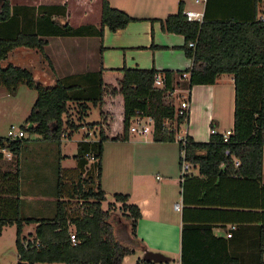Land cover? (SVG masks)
<instances>
[{
    "label": "trees",
    "instance_id": "obj_1",
    "mask_svg": "<svg viewBox=\"0 0 264 264\" xmlns=\"http://www.w3.org/2000/svg\"><path fill=\"white\" fill-rule=\"evenodd\" d=\"M260 2L252 0L253 13L248 18L228 9L224 14L210 16L205 7L202 23L188 21L182 8L160 19L163 31L184 36L182 49L192 61L190 69L184 70L189 73L188 90L193 85L214 84L223 73L231 74L234 82L233 126L227 141L223 140L222 133L215 132L210 133L206 142L184 135V144L182 139L177 143L179 167L184 151V160L197 166L202 175L201 184L207 192L206 197L199 200L205 206H217L208 209L233 214L234 220L228 221H232L235 229L230 237L223 238L213 234V224L185 223L181 232L180 264H264V16L257 18ZM68 5V2L35 5V0L29 4L1 1L0 87L11 93L24 83L36 90V98L19 126L26 136L0 137V149L19 155L31 140L30 135L38 136V141L59 145L62 138L78 128L69 115L68 102L77 103L83 115L89 109L87 102L100 105L99 139L86 141L83 138L77 143L73 156L78 161L77 168L56 169L57 199L55 211L49 218L21 216L18 182L15 188L16 181L5 179L12 185V188L7 187L8 193L14 196L5 201L6 204L11 202L15 212H3L6 204L0 201V233L4 226L15 225L16 264H121L126 255L135 249L145 251L146 246L136 234L141 216L139 207L127 202V194L114 193L113 202H108L106 209L102 207L106 201L105 191L99 184L103 143L126 141L130 120L137 111L153 118V141L175 142L180 126L188 122V115L185 118L177 115L173 105L164 103L165 92L174 87L169 71L123 66L64 76L57 78L53 85H42L27 68L12 64L2 66L1 61L17 47L36 49L43 54L46 40L41 37H102L105 27L116 31L134 20L123 10L112 7L108 0H99L95 5L92 22L88 21V13L84 20H80L79 13L70 14ZM57 17L66 20L61 23ZM190 42L193 46H189ZM106 72L109 80L104 76ZM158 73L165 77L163 88L153 87ZM86 154L93 155L94 160L89 163ZM181 177L184 190L188 172ZM213 190H216L218 203L209 204L213 201L208 191ZM116 203L127 219L130 237L127 244L115 234L113 219L119 218L114 210ZM30 223L36 224L34 234L22 235L23 225ZM70 233L75 234V244L70 240ZM142 261L153 264L143 258Z\"/></svg>",
    "mask_w": 264,
    "mask_h": 264
},
{
    "label": "crops",
    "instance_id": "obj_2",
    "mask_svg": "<svg viewBox=\"0 0 264 264\" xmlns=\"http://www.w3.org/2000/svg\"><path fill=\"white\" fill-rule=\"evenodd\" d=\"M67 2L69 3L68 11L70 14L73 12L79 13L80 20L86 18L90 10L88 0H35V5H62ZM108 2L112 7L126 12L134 20L116 31H110L105 27L102 37H41L46 40L43 54L36 49L17 47L9 51L6 58L1 61V64L3 63L4 66L12 64L27 69L31 68L32 74H34L33 71L38 70L36 73L40 76H45L44 74L48 72L46 74L48 85H53L57 78L96 72L100 69L108 70L123 66L127 68H154L159 72H171L174 78L173 86L178 87L181 84L178 81V73L190 69L192 61L182 49L185 43L184 36L163 31L160 19L177 13L179 8H182L183 12L187 9L201 8L202 5L194 3L193 0H108ZM206 2L204 11L205 7H207L208 14L214 17L217 14L226 13L228 10L237 12L245 18L251 17L253 13L252 0H207ZM263 10L264 0H261L257 5V18L264 16ZM70 17L72 18L71 15ZM57 19L61 23L66 20L64 17H57ZM104 76L107 80L110 79L108 72L104 73ZM30 109L23 116L28 115ZM233 111V76L226 73L219 74L214 84L193 85L191 87L189 90L188 122L184 129L182 128L184 125L180 126L179 132L182 135L185 134L192 137L195 141L206 142L209 139L212 128H215L219 133L232 129ZM75 124L78 125V128L71 134L78 131L79 125L81 126L83 123ZM86 129L84 134L91 136L96 127ZM71 134L62 138L58 145L59 154L57 160L54 157L56 160L55 168L65 170L77 168L78 161L73 157L75 153H65L64 151L67 147V142L74 137ZM135 135L137 134L130 133L126 141H105L103 143L99 184L101 189L105 191V202H113L112 195L114 193H123L128 195V203L139 207L141 216L137 221L136 234L145 244L146 250L160 252L169 257L167 263L180 264L181 232L185 223L213 224V234L226 238V233L230 226L233 225L232 221L228 220H234V215L212 210L217 206L211 205L212 207H208V205H203L202 201L199 200L202 197H206L207 189L201 184L202 175L199 174L198 167L191 165L194 169L191 170L189 168V178L183 190L182 181L177 172L178 168H155L151 164L153 162L152 157H148L150 155L141 151L142 147L152 148L156 145L160 148L162 147L161 145H176V141L137 140V138H133ZM83 138L86 141L97 140L90 139V137H82L81 139ZM81 139H76V144ZM37 141L35 143L40 144V146L36 145L35 148H31L29 151H27L28 148H25L19 155H14L7 149L4 152L0 150V168H16L15 171L2 170L0 173V201L6 204V198L8 200L9 197H14L8 193L7 189L9 186L12 188V185L5 181V179L11 178L16 181L13 187L18 182L19 212L21 216L49 218L53 215L52 208L48 207L49 195L46 196L42 184L39 183L40 181H45V178L40 179V175L36 170L41 165L45 167L48 163L51 164L52 162L46 158L51 154L53 155V153L51 149L45 146L47 142L38 141V143ZM107 142L127 147L130 145L132 151L123 155L121 161L115 160L117 161L116 164L120 165L121 168H105L102 165V157ZM26 151L30 156L29 162L27 161L28 159L26 160ZM8 152H10V155ZM13 159H15L14 163L10 164L8 161ZM177 161L179 166V156L177 160L176 155ZM160 163L163 165V162L160 161ZM19 168H25L24 174H20ZM30 169H32L31 172L29 171ZM262 176L264 183V153ZM208 192L211 195L210 200L213 201L209 202V204L216 203L218 200L216 190ZM108 196L112 197L110 201ZM233 198H235V194H233ZM175 204L179 205L178 209L174 208ZM6 205L2 208L3 212L7 214L15 212L11 202ZM35 212H48L52 215L39 217L41 214H36ZM34 213L37 217L33 216ZM120 219L118 218L119 222ZM123 223H125V226H123L122 231L125 232L127 242H129L128 223L127 221ZM7 227L15 228V225L4 226L0 233L1 238ZM35 227L36 224L34 223L23 225L22 235H33ZM114 227L117 235L118 228L115 224ZM29 237L32 238L33 236ZM141 252L143 253L144 251ZM16 263L17 251L14 239V251H11L10 260H6L3 263L0 262V264Z\"/></svg>",
    "mask_w": 264,
    "mask_h": 264
},
{
    "label": "rangeland",
    "instance_id": "obj_3",
    "mask_svg": "<svg viewBox=\"0 0 264 264\" xmlns=\"http://www.w3.org/2000/svg\"><path fill=\"white\" fill-rule=\"evenodd\" d=\"M32 0H12L13 4H29L31 3ZM90 13L88 12V21L92 22L93 19H95V5L99 4V0H90ZM97 19V18H96ZM77 22H73L75 24ZM3 64V63H2ZM4 66V64H3ZM31 68H29L30 70ZM35 70L33 71V77L37 83H40L42 85H48V80H47V73H45V76H40L38 73H36ZM41 77V78H40ZM175 87V86H174ZM179 91H177V94L179 93L181 96H186V82L182 83L179 85ZM180 98H184L181 97ZM34 97L36 98V90L34 88H30L29 86L25 85L24 83L19 84L17 87L16 91L14 92H7L6 88L0 87V137H6L7 129L10 124L20 126L26 116H23L27 113V111L30 109L32 105V101L34 100ZM178 97L174 96L172 97V102L175 104L179 103ZM87 105L89 109L87 110V113L83 116L81 113V109L78 107V104L75 102H69L67 103V108L69 111V115L73 116L72 120L74 123H79L82 122L83 124L80 126L79 125V130L75 131L73 134L74 137L71 139V141L67 142V147L64 149L65 153H75L77 152V144H76V139H81L82 137H90V139H99V133L96 131L98 129V122L100 121V113H101V108L100 105H93L92 102H87ZM83 117V118H82ZM82 118V119H81ZM225 125V124H224ZM96 127V130L94 129V132L91 133V136H87L84 133L86 132V128L93 129ZM182 128H185V125L182 126ZM182 131V130H181ZM130 134V133H129ZM182 135L181 132H178L176 134V143L177 140L180 139V136ZM29 136V135H27ZM38 136L36 135H30L31 139L30 141L26 142L24 145V149L28 148L27 151H29L31 148H35L36 144L35 142L37 141ZM137 140H152L151 135L147 136H138L135 135ZM38 142V141H37ZM39 142H44V141H39ZM38 142V143H39ZM121 143V142H120ZM49 149L52 150L53 155L51 154L48 158L49 161L52 163H48L45 167L44 165H41L35 169L40 175V179L45 178V181H40L39 183L42 184L43 186V191L48 197V207L50 206L52 208V211L54 213L55 211V205H56V192H57V174H56V160L59 154V147L58 144L54 142H47L46 143ZM128 144V143H126ZM129 145V144H128ZM40 146V144L38 145ZM51 146V147H50ZM162 147H157L156 145L152 148H147V147H142V152L144 151V154H148L152 157V165H154L155 168H178V174H181L180 167L178 166V161L176 162V155H177V160L179 156V151H178V143L176 145L172 144H167V145H161ZM25 152L26 160L29 162V154L28 152ZM132 151L130 145L129 147L125 145H118L115 143H106L105 150H104V155L102 159V165L105 168H121L120 165L116 164V162L119 160L121 161V158L123 155L126 153H130ZM23 152V151H22ZM53 156V157H52ZM55 157V159H54ZM43 158V157H42ZM41 158V160H42ZM15 159L8 161L10 164H13ZM117 160V161H115ZM163 162V165L160 163ZM91 162V161H90ZM44 163V162H43ZM123 167V166H122ZM146 168H151V167H146ZM191 170L194 169L192 166H190ZM2 170H13L15 171L16 168H0V173ZM30 172L32 169L29 170ZM28 171V172H29ZM168 171V170H167ZM20 174H24L25 168H19ZM180 177V176H179ZM85 179H88V175H85ZM112 197L108 196V200L110 201ZM107 202L103 203V207L106 209L107 208ZM115 212L118 214L117 216L120 219V222L116 221V217L113 219L116 227L118 228V234L117 238H119L123 243L127 244L126 239V234L125 232L122 231L123 226H125L124 221H127L126 217L122 215V209L120 208L119 203L116 204L115 206ZM36 214L40 213L41 216L39 217H49L52 214L48 212H35ZM33 214V216L36 214ZM123 218V219H122ZM71 231L73 232V228H71ZM1 236V235H0ZM14 239H15V228L14 227H7L6 230L3 232L2 238L0 237V262L3 263L6 260H10V254L11 251H14ZM13 248V249H12ZM143 258V253L141 252L140 249H135V251L132 254L126 255L122 261L121 264H145L142 261ZM12 259V257H11ZM139 262V263H137ZM37 264H64V263H37ZM153 264H170L167 262L163 263H153Z\"/></svg>",
    "mask_w": 264,
    "mask_h": 264
},
{
    "label": "built area",
    "instance_id": "obj_4",
    "mask_svg": "<svg viewBox=\"0 0 264 264\" xmlns=\"http://www.w3.org/2000/svg\"><path fill=\"white\" fill-rule=\"evenodd\" d=\"M207 0H193L194 3L200 4L202 5L201 8L198 9H187L183 11V15L185 16V18L188 21H196L198 23H202L204 20V5L206 3ZM189 46H193V43L190 42ZM189 77V73L184 71L182 72V74H180L178 76V81L180 83H183L184 81H187ZM165 85V77L163 74L158 73L155 75L154 78V82H153V87L156 88H163ZM181 89H179L178 87H173L172 90H168L167 92H165L163 100L165 104H170L173 105L175 107V111L177 115L183 116L184 118L188 115L189 112V90L186 89L187 95L184 96V98H180V94H177V91H179ZM178 97L179 103L175 104L174 102H172V97ZM181 96V97H183ZM153 118L151 116L148 115H144L141 111H137L136 115L133 116L130 120L129 123V127H128V131L131 134H137L140 136H147V135H152L153 132ZM217 132L215 128L211 129V133H215ZM232 133V130H225L222 135H223V140L227 141L228 136ZM185 135V134H184ZM184 135L180 136V139H182V142L184 144L185 140H184ZM26 136L25 131L20 128L19 126L13 125L11 124L8 129H7V133H6V137H8L9 139H19V138H23ZM1 151H5L6 149H0ZM10 155V152H8ZM86 156L89 158L90 161L94 160V156L93 155H88L86 154ZM182 157L183 160L181 162V174H180V178L182 180L181 175H183L184 173H187L189 171V168L191 166V164H189L186 160H184V151L182 152ZM237 164V162H236ZM157 178H159V176H157ZM179 205L175 204L174 208L178 209ZM235 229V225H231L228 232L226 233L227 237H230L232 234V231ZM70 240L72 241L73 244L76 243V237L74 233H70Z\"/></svg>",
    "mask_w": 264,
    "mask_h": 264
},
{
    "label": "water",
    "instance_id": "obj_5",
    "mask_svg": "<svg viewBox=\"0 0 264 264\" xmlns=\"http://www.w3.org/2000/svg\"><path fill=\"white\" fill-rule=\"evenodd\" d=\"M143 260L151 263H163L169 261V257L160 252L145 250L143 252Z\"/></svg>",
    "mask_w": 264,
    "mask_h": 264
},
{
    "label": "flooded vegetation",
    "instance_id": "obj_6",
    "mask_svg": "<svg viewBox=\"0 0 264 264\" xmlns=\"http://www.w3.org/2000/svg\"><path fill=\"white\" fill-rule=\"evenodd\" d=\"M0 3H1V0H0Z\"/></svg>",
    "mask_w": 264,
    "mask_h": 264
}]
</instances>
